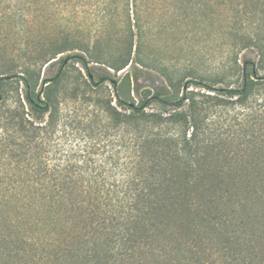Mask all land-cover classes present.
I'll return each mask as SVG.
<instances>
[{
  "label": "trees",
  "instance_id": "trees-1",
  "mask_svg": "<svg viewBox=\"0 0 264 264\" xmlns=\"http://www.w3.org/2000/svg\"><path fill=\"white\" fill-rule=\"evenodd\" d=\"M48 1L95 5L106 10L102 23L122 6L124 24L139 23L137 12L131 18L128 11L142 2ZM18 2L38 7L47 1ZM133 35L129 30L124 48L112 54L99 48V34L88 39L66 34L48 58L40 56L45 67L59 66L41 79L38 90L25 71L18 75L22 98L17 95L16 105L0 114V204H16L0 208V264H264V166L257 165L258 158L240 168L214 164L219 155L238 158L225 150L222 138L207 134V100L189 89L195 80L181 78L185 85L174 99L143 90L136 104L123 90L125 84L129 94L136 77L126 73L118 81L106 74L94 80L90 61L115 72L128 65ZM248 39L244 46L254 45L260 58L242 59L239 86H207L240 104L264 87V75H257L264 44ZM68 59L86 71L83 88L110 80L115 89L116 106L83 90L96 118L83 126L87 134L79 153L63 151L54 135ZM12 77L0 73V100ZM152 102L157 109L147 111Z\"/></svg>",
  "mask_w": 264,
  "mask_h": 264
},
{
  "label": "rangeland",
  "instance_id": "rangeland-1",
  "mask_svg": "<svg viewBox=\"0 0 264 264\" xmlns=\"http://www.w3.org/2000/svg\"><path fill=\"white\" fill-rule=\"evenodd\" d=\"M46 1L38 7L21 6L18 0L0 3V73L13 74L2 87L0 114L16 105L17 95L22 98L23 83L18 78L21 71L32 77L36 90L43 77L55 73L59 64L45 67L40 56L46 54L48 58L53 45L66 34L72 39H88L99 34V48L116 54L124 48L131 30L133 47L128 65L115 72L103 63L90 61L88 67L94 80L106 74L118 81L126 73L131 79L136 77L135 81L131 80L129 94L125 91L127 86H123L126 99L135 104L143 90L174 99L181 94L183 81L195 80L189 83V89L202 94L201 100H207L204 103L208 106L204 122L207 134L222 138L225 150L234 155L236 152L238 158L226 160L219 155L214 164L240 168L252 166L251 159L258 158L257 165L264 166L260 160L264 157V87L255 89L244 104L218 90L207 89V86L238 87L242 59L247 57L257 62L260 58L254 45L244 44L248 38H261L264 44V0H142L135 12L130 6L128 11L131 18L137 12L138 24L134 20L122 22L127 17L122 6L116 11L118 18L102 23L100 16L106 10L95 5L73 7ZM258 67L257 75L263 76L264 62L258 63ZM62 69L66 72V85L61 90L54 135L63 151L79 153L87 134L83 126L93 124L96 118L93 101L83 97V90L92 99H111V104L116 106L115 89L110 80L94 88L86 85L83 88V82L89 79L80 62L74 59L66 60ZM204 94L216 99L206 98ZM154 109L157 107L153 102L146 107L147 111ZM99 115L102 121L106 120L104 113ZM47 119L46 115L43 122ZM3 202L0 208L4 211L16 205Z\"/></svg>",
  "mask_w": 264,
  "mask_h": 264
}]
</instances>
